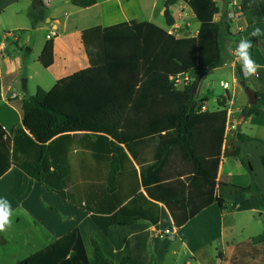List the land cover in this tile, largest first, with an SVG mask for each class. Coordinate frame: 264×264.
I'll return each instance as SVG.
<instances>
[{"label":"trees","instance_id":"1","mask_svg":"<svg viewBox=\"0 0 264 264\" xmlns=\"http://www.w3.org/2000/svg\"><path fill=\"white\" fill-rule=\"evenodd\" d=\"M181 2L200 24L197 36L177 38L149 22L107 31L102 66L25 96L22 124L10 138L0 127V179L18 168L89 214L71 233L16 264H162L176 237L155 233L182 227L213 203L230 97L219 98L216 112H204L206 101H196L193 88L203 73L223 67L234 35L226 15L215 20L221 14L216 0H165L167 27L176 24L171 8ZM71 3L88 9L98 0ZM47 12L42 0H34L32 30L48 20ZM240 14L249 25L264 24V0H241ZM54 41H46L39 57L45 69L54 64ZM188 74L195 77L192 84L176 88L171 78ZM236 78L246 82L240 66ZM256 94L257 104L241 112L245 119L264 109V93ZM236 138L237 155L243 143L254 140L239 132ZM151 142L158 146L152 161L145 151ZM76 150L85 156L74 163ZM174 160L179 166L168 176ZM187 167L195 177L185 179L202 188L209 197L205 203H197L203 195H186L178 172L187 173ZM244 191L264 207L254 180Z\"/></svg>","mask_w":264,"mask_h":264},{"label":"crops","instance_id":"2","mask_svg":"<svg viewBox=\"0 0 264 264\" xmlns=\"http://www.w3.org/2000/svg\"><path fill=\"white\" fill-rule=\"evenodd\" d=\"M42 1L48 11L45 23L60 31L54 41V64L48 69L43 68L44 77L39 75L37 67H42L39 57L48 39L46 37L43 43L40 40L41 26L45 23L35 30L31 28L29 12L34 9V0H0V127L7 138L22 124L23 99L30 96L29 82L37 79L34 87L36 92L38 87L46 91L45 83L52 90L60 80L82 70L102 66L105 62L103 35L107 31L149 22L177 38H185L197 36L200 26L183 2L171 8L176 24L169 28L164 18L165 0H98L95 6L88 9L73 6L71 0ZM216 1H221L224 7L215 20L219 21L226 15L234 35L228 45L227 61L235 62L230 67L235 88L232 92L225 90L223 96L230 94L232 98L233 95V120L238 124L249 98L241 90L236 78V66L241 65L236 61L233 51L241 39L252 41L250 52L260 68L258 75L245 78L254 92L264 93V24L249 25L243 16L230 20L232 0ZM235 1L241 3V0ZM183 15H189L194 21L192 30L186 27ZM161 18L165 21L164 27L158 23ZM13 35L24 42L25 48L30 47L29 54L25 48L18 47L22 48L23 56L12 48V45H16ZM31 41L34 46L33 43L31 46ZM258 49H261L262 57ZM34 53L37 58L31 62L29 59ZM22 75L28 76L25 78L26 90L20 84ZM200 96L199 100L205 101ZM204 108V112H216L219 109L216 107L211 110L209 101H206ZM237 132L254 139L240 146V155L236 154L239 145ZM122 147L125 149L124 145ZM157 148V143L153 142L150 148H145L151 161ZM125 151L139 172L140 167ZM138 151L144 153L143 150ZM84 156L82 151L76 150L72 160L76 163L78 158L84 159ZM174 161L177 164H169L166 171L168 176L176 171H173L174 167L179 166L180 162ZM187 169V173L183 171L184 168L182 172L178 170L186 183V195H203L197 203H205L209 197L199 186L191 187L190 181L186 179L194 178L195 174L189 167ZM253 180L264 196V109L260 115L245 119L240 129L225 137L213 190L214 201L182 227L173 225L176 239L162 264H264V207L255 195L244 191ZM141 192L146 195L143 188ZM0 198L7 199L13 211L11 226L0 232V264H16L29 258L71 233L89 216L83 209L49 192L15 167L0 179ZM219 200L223 203V210ZM159 205L166 208L162 203ZM150 231H154L153 227ZM148 251L153 260L152 245H149Z\"/></svg>","mask_w":264,"mask_h":264},{"label":"rangeland","instance_id":"3","mask_svg":"<svg viewBox=\"0 0 264 264\" xmlns=\"http://www.w3.org/2000/svg\"><path fill=\"white\" fill-rule=\"evenodd\" d=\"M219 6L221 9H223L224 5L221 1L218 2ZM184 16V15H183ZM162 27L165 26V21L163 18L160 19V21L158 22ZM184 23L186 24L187 28H191L190 30H192L193 26H194V21L192 19L189 18V15L184 16ZM196 24H198V22L196 21ZM41 31H40V36H41V42L43 43L44 41H46V37L47 35L51 32V31H56L57 33H60V31L58 32L57 30L53 29L52 25L45 23L41 26ZM47 28V30L45 31V29ZM181 37V35H180ZM34 46V42L31 41V46ZM21 45L25 48V44L24 42L21 40ZM12 48L19 54L23 56V53L21 51L20 48L17 47V45H12ZM259 50V54L262 57V51L261 49ZM36 53H34L31 57V59H29V61H33L34 59H36ZM38 71H39V75L41 77L46 76V74L44 73V69L43 67H37ZM27 76V75H26ZM26 76L22 75V80H20V84L22 85L23 81H26ZM28 77V76H27ZM37 81V79L35 81H31L29 82V86H28V94L30 96H34L36 93V90H34L35 87V82ZM222 82H226L230 85V91L232 92L233 87H235V82H234V76L232 73V69L230 67H222L220 69L215 70L213 73H210L207 75L206 80L204 81L203 85H202V90H201V99H204L205 101H209V107L211 110L215 109L216 107H218L217 105V101L219 100V98L221 96H223L225 90L222 88L221 83ZM27 83V82H26ZM239 83V82H238ZM237 83V84H238ZM246 84L247 86L251 89V87L249 86V81L246 80ZM240 86V85H239ZM45 89L46 91H49L51 89V86H49V84L45 83ZM39 88V87H38ZM22 89V87H21ZM27 89V88H26ZM241 90H243L241 88ZM237 107V106H236ZM240 116V115H239Z\"/></svg>","mask_w":264,"mask_h":264},{"label":"built area","instance_id":"4","mask_svg":"<svg viewBox=\"0 0 264 264\" xmlns=\"http://www.w3.org/2000/svg\"><path fill=\"white\" fill-rule=\"evenodd\" d=\"M230 5L232 8V11L229 14V19L230 20H236L237 17L241 16V14H240L241 3H238L235 0H232ZM13 37H14V40L16 41L17 47L24 48L21 45V42L18 40V38L14 35H13ZM56 37H57V32H55V31H51L47 35L48 40L55 39ZM234 63H235L234 60H228L224 63L223 67L225 66V67H231L232 68V66H234ZM194 78L195 77L192 74H188V75H180L177 77H173V78H171V80L174 83L176 88L184 89V88H186L192 84ZM221 85H222V88L224 90L229 91L230 85L228 83L222 82ZM234 88L235 87H233V89ZM226 95H228L230 97V102H229V106L226 109V111H227V122H226V129H225V137L228 136L230 133L236 132L238 129L237 121L233 120V115H234V112H233V104H234L233 95H232V98H231L230 94H226ZM204 109L205 108L203 107L202 111H204ZM155 235L156 236H158V235H173V230L172 231L166 230L164 233L157 232V233H155Z\"/></svg>","mask_w":264,"mask_h":264},{"label":"clouds","instance_id":"5","mask_svg":"<svg viewBox=\"0 0 264 264\" xmlns=\"http://www.w3.org/2000/svg\"><path fill=\"white\" fill-rule=\"evenodd\" d=\"M259 31V29L257 30ZM252 41L241 39L233 51L236 61L241 65V71L245 77L258 75L260 65L252 58L250 49ZM13 211L10 202L5 198H0V232H4L12 224Z\"/></svg>","mask_w":264,"mask_h":264},{"label":"water","instance_id":"6","mask_svg":"<svg viewBox=\"0 0 264 264\" xmlns=\"http://www.w3.org/2000/svg\"><path fill=\"white\" fill-rule=\"evenodd\" d=\"M206 77H207V73H203V77L196 83L195 87L193 88V93L196 95V101L199 99L200 91H201V88H202L204 81L206 80ZM239 85L244 90V92L247 94V96L249 98L248 107H252V106L256 105L258 102V97H257L256 92H254L252 89H250L247 86L245 81L239 82ZM22 86H23V89L26 90V81L22 82ZM195 103H193L192 107L195 106ZM244 122H245V118L243 116H241L240 121L238 123L239 126H242Z\"/></svg>","mask_w":264,"mask_h":264}]
</instances>
